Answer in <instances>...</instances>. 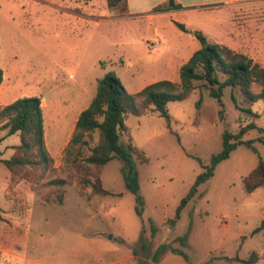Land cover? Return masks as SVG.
<instances>
[{"label": "rangeland", "instance_id": "rangeland-1", "mask_svg": "<svg viewBox=\"0 0 264 264\" xmlns=\"http://www.w3.org/2000/svg\"><path fill=\"white\" fill-rule=\"evenodd\" d=\"M185 1L197 7L178 16L151 18L146 7L129 11L124 3L109 7L107 0H0V107L21 96H39L45 143L53 158L46 165L25 166L10 182L1 159L12 155L20 135L4 137L6 130H0V206L6 210L0 240L7 233L18 234L22 254L57 264H70L73 258L77 264L83 257L99 264L135 249L131 264L152 258L155 264H244L224 257L248 258L254 252L253 264H261L264 229L252 231L264 219V185L247 192L243 184L259 157L264 159V142L258 139L264 132L258 129L246 132L230 157L216 166L173 227L168 220L197 175L221 151L225 130L237 132L252 121L264 127L262 100L246 102L235 90L237 107L227 87L221 116L222 106L198 81L194 93L167 104L171 128L149 110L129 115L121 142H131L148 159L132 157L142 217L136 212L135 193L126 186L121 159L100 169L102 186L110 191L102 194L87 180L95 181L91 171L77 170L65 158L67 135L95 96L100 78L112 72L131 93L160 79L180 84L182 64L200 45L194 31L264 66V0L213 6L199 5L207 0ZM250 139L258 152L247 146ZM173 248L186 252L191 263ZM7 258L0 250V264Z\"/></svg>", "mask_w": 264, "mask_h": 264}, {"label": "trees", "instance_id": "trees-1", "mask_svg": "<svg viewBox=\"0 0 264 264\" xmlns=\"http://www.w3.org/2000/svg\"><path fill=\"white\" fill-rule=\"evenodd\" d=\"M107 2L109 7L119 3L127 5V0H107ZM183 8L185 7L175 0H166L163 5L154 7L153 11L165 12ZM174 22L182 30H186L182 22L177 20ZM194 36L199 41L200 47L182 64L180 84L170 79H160L131 93L120 78L112 72L100 78L96 94L89 105L80 112L74 132L65 148V158L75 162L77 170L91 171L90 174H93L95 181L87 180L91 182L95 192L102 194H109L110 191L102 186L100 169L114 158L121 159L124 163L122 172L125 183L128 189L135 193L136 212L140 217L144 213L143 198L139 192L140 186L132 157L136 154L144 162L148 159L143 155V150L131 142L127 145L121 142V136L127 131L126 119L129 115H141L149 110L163 116L168 127L171 128L167 104L194 93L198 87L196 83L198 81L205 84L209 94L222 106L221 116L224 113L223 95L227 87L231 88V96L237 107L239 102L235 90L239 91L246 102L255 103L260 100L264 102V66L245 53L235 51L225 44L209 41L208 36L202 31H194ZM2 81L3 69L0 66V85ZM201 103L202 96L199 97L197 106L200 107ZM240 108L248 113L253 112L251 107ZM4 129L6 130L4 137L13 133L20 135V143L13 146L12 156L1 159L13 176L27 165L39 166L52 162L53 158L45 143L44 115L39 96H21L1 106L0 130ZM252 129L264 132V127L252 121L241 126L237 132L225 130L222 133L221 151L212 156L211 164L197 175L188 193L181 199L175 216L168 220L172 227L180 218L183 208L197 194L200 185L214 175L216 166L230 157L232 151L242 141L244 134ZM258 139L264 142V137H258ZM246 144L253 151L258 152L252 139L246 140ZM243 184L247 192H252L264 185V159L261 156L257 165L244 176ZM1 218L0 208V220ZM261 229H264V219L252 232L256 233ZM156 231L151 224V233L155 234ZM141 238L144 240V235ZM173 251L191 263L186 252L178 248H173ZM224 259L229 263L253 264L256 262L257 253H252L248 258H242L237 254L235 257H224ZM154 261L152 258L144 264H155Z\"/></svg>", "mask_w": 264, "mask_h": 264}, {"label": "crops", "instance_id": "crops-1", "mask_svg": "<svg viewBox=\"0 0 264 264\" xmlns=\"http://www.w3.org/2000/svg\"><path fill=\"white\" fill-rule=\"evenodd\" d=\"M175 1L181 3L185 8H183V9H172V10H168L165 12H151V11H153L154 7L165 3L166 0H127V10H129V11H142V9H144V7H146L145 9H147L148 11H145V13L148 14L149 17L160 18L163 15L178 16L179 14H181L182 10H186L189 8L192 9L194 7H197V5L186 2L185 0H175ZM233 1H235V0H207L206 2L199 4V5L213 6V5L223 4L225 2L231 3ZM164 13H167V14H164ZM199 47H200V45L198 46V48ZM5 104H7V103H5ZM77 119H78V117L74 120L73 126L67 135V138H66L67 144H68V142H69V140H70V138L74 132ZM44 121H45V118H44ZM16 145H18V144H16ZM13 146H15V145H13ZM13 153H14V148H13ZM10 175H11V177H10V182H11V179L13 177V174L11 173V171H10ZM0 208L2 211L1 214H3L4 213L3 211H6V210H4L1 206H0ZM14 228H15V232L18 233L17 227L15 226ZM21 248H22V241L19 240L18 234L12 235L11 232L9 234L7 233L5 235V237L3 238V240H0V250L3 253H5L6 255H9L10 258L5 259L3 264H57V262H54L53 259L35 258V257L25 256L24 254H22L20 252ZM107 250L108 249L106 248L104 250V252H106ZM135 251H136V249L134 250V253H135ZM258 252L260 253V250ZM134 253L122 255V256H120V258H115V259H111V260H107V261L104 260V262H101L99 264H124L125 262H126V264H131V260L132 259L135 260V254ZM75 260L77 261V259L73 258L72 262L70 264H75L74 263ZM149 261H151V259ZM149 261H146V262H149ZM77 264H92L91 258L90 257H87V258L83 257L79 260V262H77ZM136 264H137V262H136ZM256 264H260V263H256ZM261 264H264V257L263 258L261 257Z\"/></svg>", "mask_w": 264, "mask_h": 264}, {"label": "built area", "instance_id": "built-area-1", "mask_svg": "<svg viewBox=\"0 0 264 264\" xmlns=\"http://www.w3.org/2000/svg\"><path fill=\"white\" fill-rule=\"evenodd\" d=\"M157 45H158V43H157Z\"/></svg>", "mask_w": 264, "mask_h": 264}]
</instances>
